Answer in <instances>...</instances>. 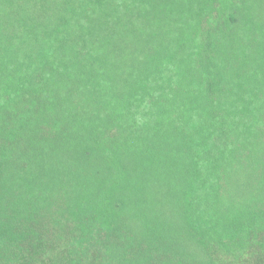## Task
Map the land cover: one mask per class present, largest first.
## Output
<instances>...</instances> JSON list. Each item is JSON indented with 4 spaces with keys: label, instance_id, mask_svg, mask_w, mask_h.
<instances>
[{
    "label": "trees",
    "instance_id": "1",
    "mask_svg": "<svg viewBox=\"0 0 264 264\" xmlns=\"http://www.w3.org/2000/svg\"><path fill=\"white\" fill-rule=\"evenodd\" d=\"M94 247L264 254V0H0V264Z\"/></svg>",
    "mask_w": 264,
    "mask_h": 264
},
{
    "label": "rangeland",
    "instance_id": "2",
    "mask_svg": "<svg viewBox=\"0 0 264 264\" xmlns=\"http://www.w3.org/2000/svg\"><path fill=\"white\" fill-rule=\"evenodd\" d=\"M68 245L64 241L63 246ZM262 256V257H261ZM80 264H104L102 251L98 247L91 248L88 253L80 259ZM228 264H264V254L260 252H250L247 256L241 259H230Z\"/></svg>",
    "mask_w": 264,
    "mask_h": 264
}]
</instances>
